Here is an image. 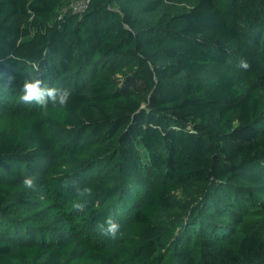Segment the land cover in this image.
<instances>
[{
	"label": "trees",
	"instance_id": "16d2710c",
	"mask_svg": "<svg viewBox=\"0 0 264 264\" xmlns=\"http://www.w3.org/2000/svg\"><path fill=\"white\" fill-rule=\"evenodd\" d=\"M69 1L0 0V264H264V0Z\"/></svg>",
	"mask_w": 264,
	"mask_h": 264
},
{
	"label": "clouds",
	"instance_id": "9594fccd",
	"mask_svg": "<svg viewBox=\"0 0 264 264\" xmlns=\"http://www.w3.org/2000/svg\"><path fill=\"white\" fill-rule=\"evenodd\" d=\"M237 67L247 71L251 65L247 59L241 58ZM70 98L71 93L68 89L55 86L49 87L40 76L29 75L23 80L18 100L23 104H35L41 110L42 115L47 116L49 104L52 107H66ZM70 183V181H65L64 187L70 186ZM21 187L25 190L36 191V177L26 175L21 182ZM92 194L93 189L91 187L77 188V200L72 202V210H83L85 203L81 201L86 197H91ZM97 228L102 236L112 239H115L120 231L119 223L111 215L104 223L98 224Z\"/></svg>",
	"mask_w": 264,
	"mask_h": 264
},
{
	"label": "rangeland",
	"instance_id": "374dc122",
	"mask_svg": "<svg viewBox=\"0 0 264 264\" xmlns=\"http://www.w3.org/2000/svg\"><path fill=\"white\" fill-rule=\"evenodd\" d=\"M178 214V211L177 210H167L161 214H159L157 216V219L162 221V222H165V223H169L170 225H174V219L175 217L177 216ZM172 261V259L170 258V256H165V259H164V264H170Z\"/></svg>",
	"mask_w": 264,
	"mask_h": 264
},
{
	"label": "built area",
	"instance_id": "2783aa9c",
	"mask_svg": "<svg viewBox=\"0 0 264 264\" xmlns=\"http://www.w3.org/2000/svg\"><path fill=\"white\" fill-rule=\"evenodd\" d=\"M87 6V0H70L68 8L73 12L81 13Z\"/></svg>",
	"mask_w": 264,
	"mask_h": 264
}]
</instances>
